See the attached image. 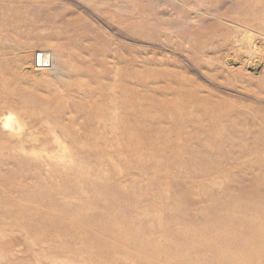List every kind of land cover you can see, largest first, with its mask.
I'll list each match as a JSON object with an SVG mask.
<instances>
[{
	"label": "rangeland",
	"instance_id": "1",
	"mask_svg": "<svg viewBox=\"0 0 264 264\" xmlns=\"http://www.w3.org/2000/svg\"><path fill=\"white\" fill-rule=\"evenodd\" d=\"M0 264H264V0H0Z\"/></svg>",
	"mask_w": 264,
	"mask_h": 264
},
{
	"label": "bare ground",
	"instance_id": "2",
	"mask_svg": "<svg viewBox=\"0 0 264 264\" xmlns=\"http://www.w3.org/2000/svg\"><path fill=\"white\" fill-rule=\"evenodd\" d=\"M245 24L246 26L248 27H252L251 26V22H246L245 21ZM226 26V25H225ZM232 29V28H231ZM250 29V28H249ZM248 29V30H249ZM233 30V29H232ZM253 30V29H252ZM250 31V30H249ZM256 31V30H255ZM230 33V32H229ZM252 40V39H251ZM254 44V43H253ZM48 54V53H47ZM53 58V57H52ZM38 61L42 62L41 64L43 66H46L48 64H50V61L51 60V56H40L38 58ZM3 124L5 126V128H7L8 130H10L13 134L15 135H22V132L24 130V124H23V121L20 120V118L14 114L13 112H10L9 114H6L3 118ZM36 146V145H34ZM61 161H60V160ZM58 161H59V164L63 163L64 161H68L67 160V156L65 154H62L59 155V158H58ZM67 165V164H66ZM67 167V166H66Z\"/></svg>",
	"mask_w": 264,
	"mask_h": 264
},
{
	"label": "built area",
	"instance_id": "3",
	"mask_svg": "<svg viewBox=\"0 0 264 264\" xmlns=\"http://www.w3.org/2000/svg\"><path fill=\"white\" fill-rule=\"evenodd\" d=\"M39 54H45V52H40ZM38 59V58H37ZM39 62H37V64H38Z\"/></svg>",
	"mask_w": 264,
	"mask_h": 264
}]
</instances>
